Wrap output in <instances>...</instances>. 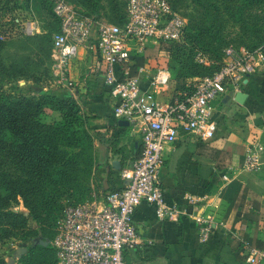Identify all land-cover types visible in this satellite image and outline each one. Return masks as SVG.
<instances>
[{
	"label": "built area",
	"instance_id": "1",
	"mask_svg": "<svg viewBox=\"0 0 264 264\" xmlns=\"http://www.w3.org/2000/svg\"><path fill=\"white\" fill-rule=\"evenodd\" d=\"M52 14L58 30L51 36L50 69L65 87L72 59L84 49L94 52L102 68V82L112 101L111 114L127 123L137 135L140 148L129 165L120 168L121 186L77 204L66 205L49 241L55 264H133L123 253L134 249L139 238L132 224V213L140 201L149 203L157 220L176 216L166 203L160 183L164 148L188 136L200 141L213 137L216 121L211 103L221 93L239 92L247 77L264 62L261 47L251 49L227 45L221 50L219 68L195 80L191 89L170 90L171 78L162 68H151L146 60L134 67L133 56L144 55L145 48L182 37L183 20L162 0H124L121 24L80 17L63 0H53ZM26 23L24 30L36 31ZM5 36L0 31V40ZM201 61V60H199ZM261 147L248 143L242 168H259ZM227 177L222 175V179ZM189 202L197 199L188 196ZM198 242H205L211 227L208 217L193 215ZM247 263L264 264V251L246 247Z\"/></svg>",
	"mask_w": 264,
	"mask_h": 264
},
{
	"label": "crops",
	"instance_id": "2",
	"mask_svg": "<svg viewBox=\"0 0 264 264\" xmlns=\"http://www.w3.org/2000/svg\"><path fill=\"white\" fill-rule=\"evenodd\" d=\"M101 73L95 53L80 49L69 66L73 86L52 91L59 98L74 99L89 116L87 126L101 135V140H93L97 157L89 183L96 198L121 186L119 170L129 165L140 148L127 123L112 116V101ZM178 82L176 87L184 81ZM171 89L159 99H166ZM240 91V99H236V92H223L212 101L216 127L211 139L184 136L164 148L160 183L164 200L177 214L157 220L152 206L140 201L132 213L139 243L123 253L126 261L252 264L245 260L246 247L264 251V62L247 77ZM248 143L261 147L255 171L242 168ZM222 175L227 178L223 180ZM188 196L197 200L189 202ZM193 215L209 218L211 231L205 242L197 240Z\"/></svg>",
	"mask_w": 264,
	"mask_h": 264
},
{
	"label": "rangeland",
	"instance_id": "3",
	"mask_svg": "<svg viewBox=\"0 0 264 264\" xmlns=\"http://www.w3.org/2000/svg\"><path fill=\"white\" fill-rule=\"evenodd\" d=\"M52 1L0 0V31L5 35L1 39L3 42L0 48V90L36 96L40 93H52L63 87L50 69L49 39L55 28ZM63 1L78 16L94 17L101 22H114L124 8V0H99L96 13H93L85 0ZM162 1L182 18V37L169 45L167 50H161L157 45L153 46V52L149 51L151 48H145L144 60L147 58V63L150 64L152 57L167 59L166 70L171 78L169 88L180 84L176 75L181 72L192 74L191 81L210 73L221 62V50L227 45L247 49L261 47L264 53V0L247 8H242L239 0ZM28 22L36 25L37 30L32 34L24 30ZM84 67L81 74H84ZM89 133L93 135L92 131ZM92 152L96 160L94 147ZM93 167L84 175V185L89 190L84 200L93 198L89 185ZM0 193L2 194L1 188ZM6 206L4 211L23 216L28 212L20 197L10 199ZM59 218L57 215L45 232L47 234L42 235L35 223L27 218L23 229L14 230L8 239L0 241V262L24 263L30 256L27 255L30 248L40 246L33 244L35 238L44 240L46 235L49 236Z\"/></svg>",
	"mask_w": 264,
	"mask_h": 264
},
{
	"label": "trees",
	"instance_id": "4",
	"mask_svg": "<svg viewBox=\"0 0 264 264\" xmlns=\"http://www.w3.org/2000/svg\"><path fill=\"white\" fill-rule=\"evenodd\" d=\"M85 1L96 13L99 0ZM260 1L239 0L242 8ZM119 14L111 23L123 22L124 11ZM53 18L55 28L52 34L58 30V21L54 15ZM2 42L0 40V48ZM173 43L166 42L157 48L167 50ZM149 51L153 52V47ZM144 56H133L131 73L134 67L142 64ZM166 61L165 57H152L149 66L168 69ZM219 66L220 62L207 75ZM176 76L184 82L174 88L175 91L193 87L195 81H191L189 72ZM88 117L72 98H59L52 93L33 96L0 90V241L8 239L14 230L23 229L27 218L35 223L42 235L49 230L56 216H61L66 205L84 200L89 191L84 185V175L95 165L93 140H101V135L87 126ZM15 197H20L27 209L25 216L4 211L8 201ZM53 229L45 239H52ZM30 249L27 254L30 256L21 264H55L50 244L35 245Z\"/></svg>",
	"mask_w": 264,
	"mask_h": 264
},
{
	"label": "water",
	"instance_id": "5",
	"mask_svg": "<svg viewBox=\"0 0 264 264\" xmlns=\"http://www.w3.org/2000/svg\"><path fill=\"white\" fill-rule=\"evenodd\" d=\"M241 95H242V92H241V91L236 92V94H235L236 99H240ZM120 121H123V120H120ZM124 122H125V121H124ZM112 165H113L114 168H116V169L118 168V163H117V161H114V162L112 163ZM33 244H39V245H41V246H46L47 244H49V240H48V239L41 240L39 237H37V238H35Z\"/></svg>",
	"mask_w": 264,
	"mask_h": 264
}]
</instances>
